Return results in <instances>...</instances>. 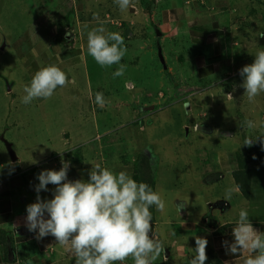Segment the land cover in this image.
I'll use <instances>...</instances> for the list:
<instances>
[{"label":"rangeland","instance_id":"rangeland-1","mask_svg":"<svg viewBox=\"0 0 264 264\" xmlns=\"http://www.w3.org/2000/svg\"><path fill=\"white\" fill-rule=\"evenodd\" d=\"M55 1L0 0V181L5 178V174H11L9 168L14 167L6 140L13 144L12 149L19 162L31 161L30 165L34 164L35 157L39 161L43 160L49 152L48 149L52 147L51 144L37 145V136L44 135L39 140L41 143L48 142L49 139L55 140L59 147L64 148L63 152L69 150L66 155L75 163V168H80L78 174L72 172L68 175V179L73 181L88 180L89 171L85 157L90 158L94 148L103 146L106 149L102 150L97 163H102L105 158L103 167H109L116 172L126 171L137 182L150 186L151 179L145 172L147 168L143 158L147 156L153 175L151 182L165 201L162 211H158L155 206L150 208L153 217L151 235L158 238L155 232L154 208L156 216L171 217L178 212V201L184 202L189 210L194 211V207L207 202V192L217 199L222 197L223 192L218 186L208 190L209 188L204 187V181H201L203 190L199 191L200 189H196L197 182L190 184V181L200 180L202 177L203 180L208 179L206 175H201L198 167L211 163L215 158L213 152L217 155L220 152L230 154L235 160L237 155L244 154L240 148L241 143L246 138L255 140L257 129L264 131V92L250 101L239 75V70L251 64L258 51L264 50V37H261L264 35V0L210 1L212 7L218 8L215 13H228L225 21H230L228 28L235 39L234 59L230 63L232 71L215 85L223 88L216 106L213 104L216 97L209 96L215 90L203 86V82L197 80L194 73L193 54H199L201 49L193 47L184 39L161 41L160 38L153 37L149 41L139 27L133 29L129 26L132 19H135L132 8L122 12L114 0H72L75 5L80 2L85 7L82 18L91 21L78 24L80 18L74 20L76 30L80 29L86 44L88 32L100 27V21L104 22L103 26L108 32H118L124 37L127 53L121 63L127 68L121 77L113 78L118 65L101 67L87 54L93 73L90 78L91 91L93 94L103 93L105 100L109 102L105 109L91 106L88 97L85 98L89 91L84 76L79 79L76 76V93L62 94L63 90H67V85L45 102L39 103L37 99L30 104L21 102L26 95L24 87L30 85L34 76L28 71L29 64L32 63V52L35 50L32 46L37 44L33 35V24ZM138 1L133 0V3ZM192 1H200L199 4H202L205 0ZM142 5L154 10L150 0H143ZM140 7L139 2L136 4L140 15L138 21L142 16ZM160 7L156 6L159 9ZM191 8L195 11L196 7L193 5ZM97 14L98 19H94ZM107 14H111L110 19L106 18ZM119 18L123 23L115 22ZM57 27L55 25L52 31L58 35L67 28L66 24L59 30ZM158 48L162 50L167 70L175 82L166 75ZM31 66L36 70L37 66ZM11 86L14 91L9 93ZM207 89L212 91L205 95V92H210ZM226 93L233 98L228 97V101ZM166 95L171 96L167 98ZM122 101L127 103V107L121 105ZM151 105L156 108L146 109ZM147 112L151 114L145 116ZM197 116L201 117V121L196 119ZM188 117H195L197 124L194 126L197 131H201L200 134L193 132V129L190 135L187 133L190 127ZM246 121H252L254 127L249 128ZM185 124L188 125L186 128ZM202 127L204 130H201ZM82 130L84 137L81 140H77L73 146H63L62 134L69 133L73 137ZM52 143L55 146V142ZM30 146L39 147L45 153L40 154L41 151L37 148L39 153H25L26 149H31ZM109 154L111 159L106 157ZM17 171L21 172L19 168ZM31 173L32 169L24 178L27 183H30ZM23 185H19L21 192L28 190ZM32 198L36 200V195H29V200ZM216 203L218 202L215 201L214 206ZM206 209H211L210 204ZM181 212L184 213V210ZM166 251L164 249L154 264H170L164 260ZM124 264L134 262L129 257Z\"/></svg>","mask_w":264,"mask_h":264},{"label":"crops","instance_id":"crops-1","mask_svg":"<svg viewBox=\"0 0 264 264\" xmlns=\"http://www.w3.org/2000/svg\"><path fill=\"white\" fill-rule=\"evenodd\" d=\"M71 1L56 0L53 6L47 8L41 17L39 18L38 16L36 19V23L33 24V35L37 44L32 46V48L35 51L37 49V55L31 56L32 63L29 64L28 71L29 74L34 75L40 67H43L42 64H59L67 73L69 80L74 82L68 84L66 91L63 90L65 89L64 87L57 88L52 97L61 90H63L62 94L65 92L76 93V76L78 79L84 76L89 91L88 96H85V98L88 97L91 106L101 108L95 103V94L91 91L92 67L90 68L88 64L87 44L80 34V29L77 31L76 26L73 28L66 26V30L59 35L52 31V28L62 22L70 11L75 13L76 19L80 18L78 24L91 22L82 18L85 7L79 4L80 2L75 5L72 1L71 4ZM99 1L103 2V0ZM142 1L134 2L135 8L132 9L135 11V19H132L129 26L133 29L139 27L149 41L153 37L160 38L161 41L184 39L193 47L201 49L199 54H193L194 73L197 76V80L203 82V86L212 87L211 89L215 90L209 96L211 98L216 97L213 103L216 106L217 99H221L220 95L223 88L220 85L217 88L215 85L232 71L230 63L234 59L235 39L231 29L228 28L230 21H225L228 13L223 11H221V15L215 13L218 8L212 7L211 0H205L202 4H199L200 1L196 3L192 0H155L154 2L150 0L154 7V10L151 8V12L148 11L146 6L142 5ZM139 2L142 16L138 21L137 19L140 15L136 4ZM193 5L196 7L195 11L191 8ZM81 6H83L82 12H80ZM156 6L161 7L159 9ZM110 15L107 14L106 18L110 19ZM115 22L123 23L120 18ZM68 28L71 30H67ZM69 32L71 35L66 37V33ZM67 45L69 47H66ZM31 65L37 66L36 70H33ZM12 87H9V93L14 91ZM207 90L210 92H205V95L212 91L210 89ZM170 96L168 95V97ZM226 97L228 100L227 93ZM47 100L49 99H37L39 103ZM121 105H126L127 107V103H123V101ZM151 107L156 108L155 105H151L150 107L147 106L146 109H151ZM103 108L105 109L106 105ZM149 114L151 112H147L145 116H149ZM188 118L190 119V127L187 129V133L190 135L191 129H193V132L200 134L201 131H197L198 129H195L194 126L197 124L194 121L195 117ZM199 118L198 120L201 121ZM213 122H215V117ZM262 123H264V116L262 117ZM187 126L185 124V128ZM201 130H204L203 127ZM256 132L255 140H252L254 143L251 147L245 146V141L240 145L241 150L249 160V170L252 175L251 184L254 191L250 194L251 198H246L236 185L233 177L236 165L231 155L222 152L217 155L213 152L215 156L213 161L207 166L198 167L201 175H206L208 179L203 180L202 177L200 180L190 181V184L197 182L196 189H200L199 191L203 190V186L200 184L201 181H204V187L209 188L208 190L218 186L217 188H220L221 192H223L222 197L217 199L212 197L210 192H207V202L201 206L194 207V211L189 210L184 202L178 201L177 205H183V208L171 217L156 216V207L154 208L155 232L158 239L162 241L164 249L167 250V254L164 256L165 261H169L170 264H190L191 259L196 255L194 251L196 247L195 238L202 237L208 240L206 248L208 259L205 264H243L249 253L243 251L233 256L222 246V241H233L232 230L237 225L239 212L242 208L248 211L254 227L264 232V131L257 129ZM62 137L64 147L73 146L77 140H81L84 137V130L73 137L69 133L62 134ZM41 138H44V135L37 136V145L51 144L52 146L48 149L47 156L40 160L41 162L35 157L33 165H30L31 161L23 163L17 160L15 163L12 162L14 167L9 168L11 174H5V178L0 181V264H75V257L57 244L54 237L49 235L42 239H37V233L29 232L27 227H25L26 207L36 202L33 198L29 200V195L35 194L37 197L35 186L39 184L38 179H36L38 174L43 170H60L62 161L66 162L68 160L72 163L70 158H68L69 156L66 155L69 150L63 152L64 148L59 147L60 145H57L58 142L55 140H52L55 142V146L51 139L48 142L41 143L39 142ZM6 142L8 141L6 140ZM10 144L13 147V144ZM102 147L94 148L92 156L87 153L90 156L88 159L87 156L85 157L89 172L92 166L96 164H100L102 167L105 166L103 165L105 158L102 159V163H97L98 157L101 158L102 150L106 149V147H103V149ZM30 148L26 149L25 153H39L36 148L41 151L40 154L45 153L39 147L30 146ZM106 157L111 159L112 156L109 154ZM72 164L73 166L69 170L68 175L72 172H77V174L80 172V168H75L74 162ZM18 168L21 170L20 173L17 171ZM31 169L33 173L29 177L30 183H27L24 178ZM25 183L26 185H23ZM19 185H23V188L27 187L28 190L21 192ZM47 187L49 190L47 192L41 191L39 195L42 199L50 200L53 198L55 186L50 184ZM228 189H232L230 200L225 199ZM215 201L218 202L216 206H214ZM208 204L211 207L209 211L206 209ZM189 207L192 208L191 206ZM183 210L184 213L181 212Z\"/></svg>","mask_w":264,"mask_h":264},{"label":"clouds","instance_id":"clouds-1","mask_svg":"<svg viewBox=\"0 0 264 264\" xmlns=\"http://www.w3.org/2000/svg\"><path fill=\"white\" fill-rule=\"evenodd\" d=\"M114 2L122 12L135 8L133 0ZM94 19H98V14ZM103 24L100 21V27L88 32L87 54L101 67L118 65L113 78L121 77L127 68L121 63L127 53L124 37L118 32H108ZM69 35L70 32L66 33V37ZM32 54L37 55L35 50ZM239 75L250 101L264 92V50L258 51L253 62L239 70ZM73 82L59 64L40 67L30 85L24 87L26 95L21 102L50 99L57 88ZM227 96L233 98L231 94ZM95 103L104 107L109 102L102 92H97ZM246 124L254 127L252 121ZM253 143L251 139L245 140V146L251 147ZM70 166V162L62 161L60 170H43L36 177L39 181L35 186L36 202L26 207L28 231L37 233V239L54 237L57 244L75 257V264H124L129 257L134 264H154L164 247L162 241L151 235L150 208L164 210L162 194L147 183L137 182L126 171L116 172L100 164L92 166L87 181L69 180ZM50 184L55 186L53 198L42 199L39 193L47 192ZM231 195L232 189H228L225 199L230 200ZM181 208L183 205L177 207L178 211ZM232 236L233 241H222L229 254L235 256L246 251L249 255L243 264H264V232L254 227L246 209L240 210ZM195 245L196 255L190 264H205L208 240L196 237Z\"/></svg>","mask_w":264,"mask_h":264},{"label":"trees","instance_id":"trees-1","mask_svg":"<svg viewBox=\"0 0 264 264\" xmlns=\"http://www.w3.org/2000/svg\"><path fill=\"white\" fill-rule=\"evenodd\" d=\"M151 1H155V0H151ZM151 7L148 8V11L151 12ZM83 11V6L80 7V12ZM76 19V15L73 11L69 12V14L65 17L64 22H60L57 26V29L59 30V28H61L62 26H64L66 24L67 27L73 28L75 23L74 20ZM129 31V29H127ZM68 32V31H67ZM166 71V75L168 77H170L172 82H175V80L172 79V75L170 74L169 70H165ZM145 156V155H144ZM147 157V156H146ZM146 157L144 158L145 161V168H147L145 170L147 176H149V178L151 179V181L153 180V175H151V168H149L150 163L148 161V159ZM235 170L233 171V177L234 180L236 182V185L238 187V189L244 194V196H246V198H251V193H253L254 191L252 190L253 185L252 183V175L251 172L249 170V160L246 156V154L244 153H240V155H237L235 158ZM149 182L150 186L152 187V189L155 191V184H153L152 182Z\"/></svg>","mask_w":264,"mask_h":264},{"label":"water","instance_id":"water-1","mask_svg":"<svg viewBox=\"0 0 264 264\" xmlns=\"http://www.w3.org/2000/svg\"><path fill=\"white\" fill-rule=\"evenodd\" d=\"M132 10H133L132 12H135L134 9H132ZM158 35H160V34L158 33ZM158 54H159V58H160V61L163 65V67L165 68V70H167V65H166L165 59L163 57L162 50L160 48H158ZM151 108L153 109L154 107H151ZM6 147L8 149V152L10 153L12 162L15 163L18 160V158L12 149V145L9 144L8 142H6Z\"/></svg>","mask_w":264,"mask_h":264}]
</instances>
